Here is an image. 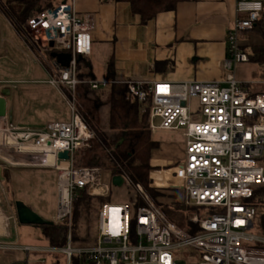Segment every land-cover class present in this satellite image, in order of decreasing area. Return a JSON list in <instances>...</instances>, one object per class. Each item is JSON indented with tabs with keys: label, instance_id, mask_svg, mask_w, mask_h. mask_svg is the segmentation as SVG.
Instances as JSON below:
<instances>
[{
	"label": "built area",
	"instance_id": "2783aa9c",
	"mask_svg": "<svg viewBox=\"0 0 264 264\" xmlns=\"http://www.w3.org/2000/svg\"><path fill=\"white\" fill-rule=\"evenodd\" d=\"M76 1H61L31 15L24 25L26 36L21 37L39 61L49 64L51 72L46 82L65 100L70 119L32 128L10 123L7 115L0 116L1 160L57 171V214L52 222L67 223V245L38 247L21 245L17 240L0 242V251L23 254L5 264H47L45 258L38 257L41 252L54 258L62 254L64 264H71L72 255L78 253L88 254L95 264H264V236L252 232L256 229V207L251 202L255 188L264 184V165L260 163L264 156V91L255 89L259 83L240 80L235 70L238 64L249 61L241 36L253 29L264 3L236 0V17L226 37L223 79L171 82L80 79L78 59L92 53L96 20L91 13L79 14ZM50 48L70 54L68 65L57 59L49 61L46 52ZM14 83L0 80V96L5 86L15 87ZM114 83L125 84L129 97L148 111L152 133H182L184 158H151L147 184L185 193V205L197 208L189 214L188 227L172 221L145 185L134 182L127 173L116 175L123 177L129 200L115 202L102 167L75 165V154L90 148L96 136L78 110L79 87L88 84L99 89ZM62 151L68 152L67 159L58 158ZM152 159H164L166 163L153 165ZM154 170L171 171L162 174L165 185L156 184ZM82 189L92 196H110L111 200L99 211L97 244L76 248L71 242L73 204ZM11 222L16 226L18 216L0 176V235L9 236Z\"/></svg>",
	"mask_w": 264,
	"mask_h": 264
},
{
	"label": "rangeland",
	"instance_id": "374dc122",
	"mask_svg": "<svg viewBox=\"0 0 264 264\" xmlns=\"http://www.w3.org/2000/svg\"><path fill=\"white\" fill-rule=\"evenodd\" d=\"M51 1L56 3L61 0H42V6H46ZM261 41V37L258 34L251 32L244 39V49L249 50L251 44ZM235 70L238 78L259 83L255 85L256 88L259 85L264 86V77L260 76L259 68L255 63L251 61L240 63ZM46 76L43 64L37 60L36 55L24 44L7 16L0 11V79L33 80ZM12 85H15V87H11L12 95L8 97V100L9 104L13 103V119L18 125L37 128L39 125L50 121H68L70 119V110L65 100L50 84L17 81ZM83 92L84 87L78 90V110L84 114L90 126L92 124L96 125L105 135H110L111 131L105 127L109 95L102 96V104L97 106L95 97L91 94L84 95ZM194 104L195 101L192 102V105ZM152 137L160 143V146L152 152L151 158L165 157L173 160H182L184 158L185 139L180 131L157 130L152 133ZM13 162L15 163V161ZM6 163L9 168L15 167L10 169L9 192L6 191L7 182L3 181V187L6 189L8 198L10 199V196H12L14 200V208L15 201L22 200L45 219L52 221L57 214V171L49 167ZM165 163L166 160L164 159H152L153 165H164ZM102 168L104 179L112 187L110 194L112 200L115 202H127L129 200L128 187L126 185L113 184L114 175L111 163L109 161L106 162ZM153 172L157 185H165L166 181L162 178V174L169 175L171 173L170 170ZM160 190L167 194H174H165L158 197L159 202H161L159 206L163 212L179 226H189V214L196 212L197 208L185 205V193L179 189ZM151 197L153 198L152 195ZM102 205L103 203L100 202L96 205L91 221V230L94 229L93 231L95 235L97 234V238V210L98 208L101 209ZM9 231V236L0 235V242L11 243L17 240V243L21 245L38 247H47L49 245L41 226L24 224L18 220L16 226L11 222ZM252 232L256 233V229L254 228ZM22 256L21 252L0 251V263L5 264L13 257L21 258ZM32 257L35 256L33 255ZM38 257L45 258L48 264H52L54 259V256L47 252L39 253ZM62 263H64L63 256Z\"/></svg>",
	"mask_w": 264,
	"mask_h": 264
},
{
	"label": "crops",
	"instance_id": "0c3cea01",
	"mask_svg": "<svg viewBox=\"0 0 264 264\" xmlns=\"http://www.w3.org/2000/svg\"><path fill=\"white\" fill-rule=\"evenodd\" d=\"M75 7L79 14L91 13L96 20L92 53L84 56L93 78L183 82L225 77L226 37L236 17V0L179 2L175 9L160 12L145 24L126 1L77 0ZM247 37L241 36L242 46ZM43 66L46 77L0 80L47 83L51 69L48 63ZM263 88V85L255 87Z\"/></svg>",
	"mask_w": 264,
	"mask_h": 264
},
{
	"label": "trees",
	"instance_id": "16d2710c",
	"mask_svg": "<svg viewBox=\"0 0 264 264\" xmlns=\"http://www.w3.org/2000/svg\"><path fill=\"white\" fill-rule=\"evenodd\" d=\"M126 1L130 4L133 13L139 14L141 22L147 23L155 18L160 12L175 9L179 2L190 0H115ZM61 1L54 3L51 1L46 6H42V0H0V11L4 13L20 37L25 38L24 25L26 20L33 14L46 8L54 7ZM254 32L261 37V42L250 45L246 50L249 61L255 63L260 71V76L264 77V9L261 17L256 21L255 26L249 32L242 35L247 37V33ZM244 45L242 48L244 49ZM56 48H50L47 58L53 60V53ZM245 50V49H244ZM87 58L78 59L77 76L80 79H92L88 68ZM112 66L110 63L109 68ZM84 87V95L91 94L95 97L97 106L102 104V96L108 97V110L105 127L111 131L110 135H105L96 125L90 127L96 136L91 147L83 149L75 154L74 163L76 166H98L103 167L109 161L113 166V175L127 173L134 182L142 183L153 196L154 201L160 205L158 197L165 195L160 189L150 188L147 184L149 160L152 152L159 148L160 143L152 137V132L148 125V111L141 109L140 105L129 97L128 87L125 84H110L107 87L93 89L88 84L80 85ZM258 91H264L260 89ZM90 125V124H89ZM96 143V145H95ZM260 163L264 165V156ZM7 163L0 159L2 168V181L6 184V191L9 192L11 181L10 169ZM155 171V170H154ZM166 172V171H165ZM168 172V171H167ZM156 174V173H155ZM152 177H155L152 171ZM174 195V194H167ZM10 202L14 204L12 196ZM110 196H92L87 190H79L73 204V225H72V246L76 248L90 247L97 244V234L91 230L92 216L96 210V205L110 200ZM176 202V201H174ZM256 207V232L264 236V184L254 190L251 199ZM100 209L97 210V225ZM188 227V226H187ZM44 236L49 245L64 247L67 245L68 225L62 223H49L41 226ZM62 254L54 258L52 264L62 263ZM55 261V262H54ZM48 264V263H47ZM71 264H95L86 253L73 254Z\"/></svg>",
	"mask_w": 264,
	"mask_h": 264
},
{
	"label": "water",
	"instance_id": "95a60500",
	"mask_svg": "<svg viewBox=\"0 0 264 264\" xmlns=\"http://www.w3.org/2000/svg\"><path fill=\"white\" fill-rule=\"evenodd\" d=\"M50 45L53 47L54 43L51 42ZM53 56L57 58V60L62 65H68L69 61L71 60V55L68 53H58L54 52ZM12 95V90L10 87H4L1 91L0 96V116L7 115L9 118L10 123H13V103L7 105V98ZM69 157V154L67 151H62L58 153L59 159H67ZM171 162V161H170ZM2 175V168L0 166V176ZM124 182V179L120 175H114L113 177V184L115 185H122ZM15 208L16 213L18 216V220L21 223L24 224H33L37 226H42L45 224L52 223V221L45 219L41 214L36 212L34 209H32L30 206H28L24 201L22 200H16L15 201Z\"/></svg>",
	"mask_w": 264,
	"mask_h": 264
}]
</instances>
